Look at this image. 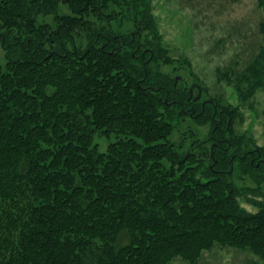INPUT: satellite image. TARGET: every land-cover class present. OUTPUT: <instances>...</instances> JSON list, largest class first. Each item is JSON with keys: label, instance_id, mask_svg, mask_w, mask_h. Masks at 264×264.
<instances>
[{"label": "trees", "instance_id": "1", "mask_svg": "<svg viewBox=\"0 0 264 264\" xmlns=\"http://www.w3.org/2000/svg\"><path fill=\"white\" fill-rule=\"evenodd\" d=\"M155 28L151 0H0V264H198L214 247L264 261V149L234 131L237 105L161 71ZM216 72L248 99L264 44ZM184 119L208 128L190 147L169 140ZM96 134L116 139L100 152Z\"/></svg>", "mask_w": 264, "mask_h": 264}, {"label": "rangeland", "instance_id": "2", "mask_svg": "<svg viewBox=\"0 0 264 264\" xmlns=\"http://www.w3.org/2000/svg\"><path fill=\"white\" fill-rule=\"evenodd\" d=\"M151 9L156 24L153 39L158 37L168 47L167 57L171 60L167 64L160 60L161 71L173 78L181 77L188 87L192 84L194 96L198 95L195 85L199 86L201 100L204 95H220L223 104L237 105L240 114L233 126L234 131L242 136L245 146L264 149V85L248 99H241L225 79L217 80L216 72L217 69L242 70L251 61L258 46L264 44V37L257 31L261 9L255 0H151ZM60 11L67 12V9L61 6ZM44 20L51 23L52 17L45 16ZM175 58L186 59L189 69H176L179 63L173 62ZM5 63L0 43V66ZM189 71H193L194 76H190ZM207 133V126L184 119L169 140L174 143L183 141L184 147H190L191 141H201ZM115 139L113 134L108 137L96 134L94 142L98 151L104 152L107 144ZM234 180L239 186L252 185L247 178L244 182ZM239 203L250 212L257 210L245 198L240 197ZM172 264L189 263L176 258ZM198 264H264V261L248 250L214 247L201 253Z\"/></svg>", "mask_w": 264, "mask_h": 264}, {"label": "flooded vegetation", "instance_id": "3", "mask_svg": "<svg viewBox=\"0 0 264 264\" xmlns=\"http://www.w3.org/2000/svg\"><path fill=\"white\" fill-rule=\"evenodd\" d=\"M178 79H180V78L178 77V78L176 79V81H177ZM188 88H189V98H193L194 100H200V97H199L198 99H195V97H196L197 95L194 96L193 93H192V91H193V89H194V86L191 84ZM195 88H196V90H197V94H198V91L200 90V88H199V86H197V85H195ZM204 99H205V98H204ZM204 99L201 101L202 103H204V101L207 100V99H205V100H204Z\"/></svg>", "mask_w": 264, "mask_h": 264}, {"label": "water", "instance_id": "4", "mask_svg": "<svg viewBox=\"0 0 264 264\" xmlns=\"http://www.w3.org/2000/svg\"><path fill=\"white\" fill-rule=\"evenodd\" d=\"M200 97V90L198 92V95L195 97V99H198Z\"/></svg>", "mask_w": 264, "mask_h": 264}]
</instances>
